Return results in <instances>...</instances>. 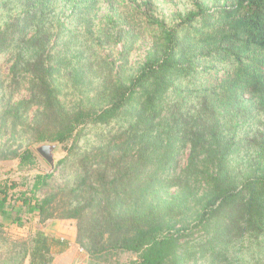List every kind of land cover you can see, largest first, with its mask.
Masks as SVG:
<instances>
[{
    "label": "trees",
    "instance_id": "1",
    "mask_svg": "<svg viewBox=\"0 0 264 264\" xmlns=\"http://www.w3.org/2000/svg\"><path fill=\"white\" fill-rule=\"evenodd\" d=\"M56 1L10 0L19 12L0 24V52L17 47L11 85L27 79L30 94L17 106L37 109L24 127L33 143L64 145L67 156L55 169L72 167L71 179L38 198L55 169L36 176L14 217L7 206L15 185L0 183V216L17 226L21 213L42 224L74 220L76 243L95 263L129 253L135 258L122 264H264V0H192L194 10L178 13L175 24L156 22L133 72V30L116 31L119 64L84 61L78 27L92 34L97 0H67L65 21L55 15ZM99 37L114 40L108 28ZM72 63L78 67L69 69ZM89 73L101 83H85ZM57 75H77L71 86L86 102L66 108ZM88 124L110 136L106 144L92 147ZM34 152L3 159L30 165ZM181 214L193 218L176 228ZM1 233L0 264H54L69 247L41 229L17 240Z\"/></svg>",
    "mask_w": 264,
    "mask_h": 264
},
{
    "label": "rangeland",
    "instance_id": "2",
    "mask_svg": "<svg viewBox=\"0 0 264 264\" xmlns=\"http://www.w3.org/2000/svg\"><path fill=\"white\" fill-rule=\"evenodd\" d=\"M77 0H74L76 2ZM3 0H0V3ZM15 2V1H14ZM14 2L7 3V6L0 5V24L3 23L9 14L15 15L19 11L13 8ZM14 9V10H13ZM13 10V11H12ZM194 10L192 0H97V3L93 8L89 10V15L92 18L91 32L92 34H84V26H79L78 30L81 33V40L84 39V45L79 47V50L83 52L82 59L86 58L93 61L99 59H108L109 62L118 61L120 52L122 51V45L116 44L117 34L119 29H131L138 36L137 42L134 45L133 51L129 56V68L132 72L136 70L139 65H142L146 59L147 52L152 45L151 34L158 28V23L170 26L178 22L176 15L178 13L184 14L186 11ZM12 11V12H11ZM55 11L58 18L61 21H65L67 15L70 14L68 10L67 0H57L55 3ZM111 32L114 35L113 41H107L101 37L100 31L102 29ZM16 46H11L5 52H0V183L2 185H15L13 189H10L8 194V209L7 211L13 217L16 216L12 207H17L21 204L19 201L20 194L25 192L27 196H31L29 193L32 188L36 176L49 174L53 171L50 165L47 164L36 152H34L35 161L33 164L21 166L17 159H3L4 156L9 155V152L17 151L23 152L25 149H31L38 143H33L30 132L24 127L34 118L36 113V107L26 108L22 110L23 106H17L22 100L29 99L30 94L28 91L27 79L23 80L20 87L12 84L10 77V67L12 66L11 58L15 55ZM25 51V50H24ZM56 51V49H54ZM83 62V61H81ZM76 63H72L68 68L71 69L76 66ZM21 72L17 75L20 77ZM57 79L62 84V90L60 99L64 106L68 109H72L80 104V101H85L86 98L83 94H77L72 88V85H76L78 81L77 75H73L70 81L62 80L61 75H57ZM93 82L92 86L99 85L101 80L97 78V74H87L84 82ZM21 82V78H20ZM90 94L89 97H91ZM16 109H19L18 115L22 113L20 121H16L12 118V114H15ZM8 118V119H6ZM23 123V124H22ZM113 125V124H112ZM95 125L88 124L86 133L91 129L90 134L85 139L92 141V147L98 144L99 139H102L104 143L108 141L110 136L103 135L99 137V132ZM111 128V126H109ZM106 133V132H104ZM84 138L79 141L81 149L85 151L86 146L84 144ZM72 140L69 141L70 145ZM48 142V141H46ZM100 142V141H99ZM51 143V142H49ZM61 150L58 152L56 159L57 162L61 161L67 156L64 150V145H60ZM92 147H87L91 150ZM187 151L184 153L183 161L185 162L187 157ZM51 178L48 179L47 185L41 187L35 196L42 198L51 192H54L60 185H62L65 179H71L69 176L72 173V167H57ZM23 221L22 226H17L11 223L10 219H5L0 216L1 224V237L10 240L25 239L29 236V233L36 229H41L46 234L52 235L57 239L65 240L70 243L68 249L55 257L54 264H105L104 260H98L97 263L90 260L88 253H86L76 243V223L74 220H49L42 224L39 221L37 215H24L19 214ZM193 218V217H192ZM192 218L182 215L176 217V228L182 226L181 221L183 219L191 221ZM135 258L132 254H123L117 258L111 259L115 263H126L129 259ZM23 264H28L25 261Z\"/></svg>",
    "mask_w": 264,
    "mask_h": 264
},
{
    "label": "water",
    "instance_id": "3",
    "mask_svg": "<svg viewBox=\"0 0 264 264\" xmlns=\"http://www.w3.org/2000/svg\"><path fill=\"white\" fill-rule=\"evenodd\" d=\"M60 145L59 142H42L34 145L33 149L47 164L50 165L51 169H55L58 163L56 156L61 150Z\"/></svg>",
    "mask_w": 264,
    "mask_h": 264
},
{
    "label": "crops",
    "instance_id": "4",
    "mask_svg": "<svg viewBox=\"0 0 264 264\" xmlns=\"http://www.w3.org/2000/svg\"><path fill=\"white\" fill-rule=\"evenodd\" d=\"M69 245H70V243H69Z\"/></svg>",
    "mask_w": 264,
    "mask_h": 264
}]
</instances>
